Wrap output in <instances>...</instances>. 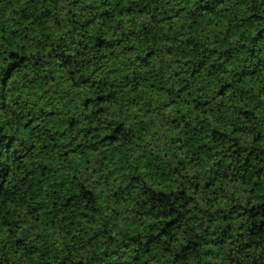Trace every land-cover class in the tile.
I'll list each match as a JSON object with an SVG mask.
<instances>
[{"label":"trees","instance_id":"obj_1","mask_svg":"<svg viewBox=\"0 0 264 264\" xmlns=\"http://www.w3.org/2000/svg\"><path fill=\"white\" fill-rule=\"evenodd\" d=\"M0 264H264V0H0Z\"/></svg>","mask_w":264,"mask_h":264}]
</instances>
